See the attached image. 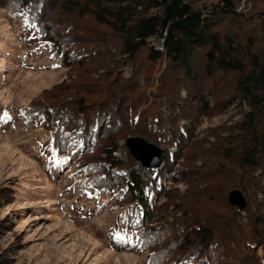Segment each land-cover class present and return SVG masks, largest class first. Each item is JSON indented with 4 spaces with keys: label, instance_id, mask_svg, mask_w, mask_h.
<instances>
[{
    "label": "trees",
    "instance_id": "16d2710c",
    "mask_svg": "<svg viewBox=\"0 0 264 264\" xmlns=\"http://www.w3.org/2000/svg\"><path fill=\"white\" fill-rule=\"evenodd\" d=\"M240 2L0 0L67 69L21 111L56 155L78 148L92 187L128 207L145 264H264V96L254 94L264 92V0L246 11ZM243 104L234 123L198 129ZM128 136L164 149L161 181Z\"/></svg>",
    "mask_w": 264,
    "mask_h": 264
},
{
    "label": "rangeland",
    "instance_id": "374dc122",
    "mask_svg": "<svg viewBox=\"0 0 264 264\" xmlns=\"http://www.w3.org/2000/svg\"><path fill=\"white\" fill-rule=\"evenodd\" d=\"M253 2L241 0L237 9L246 11ZM24 28V20L0 11V264H145L131 235L128 207H117L114 195L92 187L74 161L78 148L56 155L38 118L21 111L67 73L54 65L48 44L28 39ZM241 109L246 104L202 117L198 129L230 125ZM160 175L168 183V174ZM230 197L243 205L242 192ZM128 241L131 248L125 247Z\"/></svg>",
    "mask_w": 264,
    "mask_h": 264
},
{
    "label": "water",
    "instance_id": "95a60500",
    "mask_svg": "<svg viewBox=\"0 0 264 264\" xmlns=\"http://www.w3.org/2000/svg\"><path fill=\"white\" fill-rule=\"evenodd\" d=\"M124 143L133 158L146 168L157 171L164 161V149L140 136H128Z\"/></svg>",
    "mask_w": 264,
    "mask_h": 264
}]
</instances>
